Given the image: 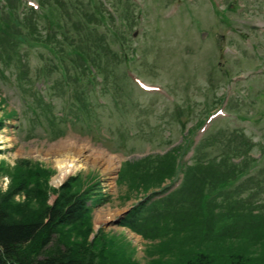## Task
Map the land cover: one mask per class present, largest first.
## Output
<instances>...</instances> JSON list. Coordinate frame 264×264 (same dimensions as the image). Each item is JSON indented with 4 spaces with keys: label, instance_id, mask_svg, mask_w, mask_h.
Here are the masks:
<instances>
[{
    "label": "rangeland",
    "instance_id": "obj_1",
    "mask_svg": "<svg viewBox=\"0 0 264 264\" xmlns=\"http://www.w3.org/2000/svg\"><path fill=\"white\" fill-rule=\"evenodd\" d=\"M24 1L0 0V202L12 220L68 184L88 214L53 239L100 264H264V0H104V19L101 0ZM68 139L92 151L52 185L49 145ZM167 186L178 188L149 199Z\"/></svg>",
    "mask_w": 264,
    "mask_h": 264
},
{
    "label": "trees",
    "instance_id": "obj_2",
    "mask_svg": "<svg viewBox=\"0 0 264 264\" xmlns=\"http://www.w3.org/2000/svg\"><path fill=\"white\" fill-rule=\"evenodd\" d=\"M28 27L30 31L32 23ZM67 185L62 186L51 204L43 205L24 219L12 220L9 210L0 202V264H100L91 247L69 245L53 239L59 226L79 223L88 214L85 192L71 193ZM21 187L1 195V201H9ZM139 207L126 215L123 225L134 227Z\"/></svg>",
    "mask_w": 264,
    "mask_h": 264
},
{
    "label": "bare ground",
    "instance_id": "obj_3",
    "mask_svg": "<svg viewBox=\"0 0 264 264\" xmlns=\"http://www.w3.org/2000/svg\"><path fill=\"white\" fill-rule=\"evenodd\" d=\"M85 148H88L92 151V149L88 147L87 143H79V141L71 139L57 144L49 145L47 154H49V152L54 153L52 162L54 163L57 171L56 175L52 178V185H58L64 178L67 177V175L79 169V161L74 157L71 158V156H74L75 153L79 154L81 152H84ZM101 152L104 153V155L106 154V152L103 150H101ZM110 157L112 160L111 163L116 162L117 164V162L119 161L118 158H116L115 156ZM114 168H117V166H115Z\"/></svg>",
    "mask_w": 264,
    "mask_h": 264
}]
</instances>
